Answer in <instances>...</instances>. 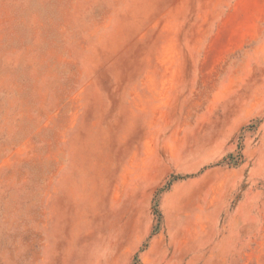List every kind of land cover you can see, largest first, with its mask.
I'll return each mask as SVG.
<instances>
[{
	"label": "rangeland",
	"instance_id": "obj_1",
	"mask_svg": "<svg viewBox=\"0 0 264 264\" xmlns=\"http://www.w3.org/2000/svg\"><path fill=\"white\" fill-rule=\"evenodd\" d=\"M0 264H264V0H0Z\"/></svg>",
	"mask_w": 264,
	"mask_h": 264
},
{
	"label": "crops",
	"instance_id": "obj_2",
	"mask_svg": "<svg viewBox=\"0 0 264 264\" xmlns=\"http://www.w3.org/2000/svg\"><path fill=\"white\" fill-rule=\"evenodd\" d=\"M196 183L192 180L187 181H175L168 190L163 192L159 197V204L161 208L163 229L162 231H178V217L184 213L191 214L192 208L189 211H184L181 208V203L184 200L188 202L192 201L193 188ZM209 215H214V209L209 211ZM177 226V227H176ZM158 236V235H157Z\"/></svg>",
	"mask_w": 264,
	"mask_h": 264
},
{
	"label": "trees",
	"instance_id": "obj_3",
	"mask_svg": "<svg viewBox=\"0 0 264 264\" xmlns=\"http://www.w3.org/2000/svg\"><path fill=\"white\" fill-rule=\"evenodd\" d=\"M170 186H171V184L168 183V184L165 186L164 190H165V191L168 190V189L170 188ZM155 232H156V230H154V231L152 232V235H154Z\"/></svg>",
	"mask_w": 264,
	"mask_h": 264
}]
</instances>
